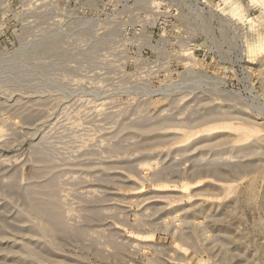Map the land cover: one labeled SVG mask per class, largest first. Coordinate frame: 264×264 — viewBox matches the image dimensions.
<instances>
[{
	"label": "rangeland",
	"instance_id": "rangeland-1",
	"mask_svg": "<svg viewBox=\"0 0 264 264\" xmlns=\"http://www.w3.org/2000/svg\"><path fill=\"white\" fill-rule=\"evenodd\" d=\"M0 264H264V0H0Z\"/></svg>",
	"mask_w": 264,
	"mask_h": 264
}]
</instances>
